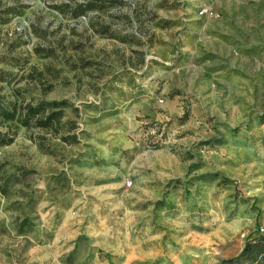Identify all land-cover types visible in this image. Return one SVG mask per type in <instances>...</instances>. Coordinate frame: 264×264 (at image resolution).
Masks as SVG:
<instances>
[{"label":"rangeland","instance_id":"374dc122","mask_svg":"<svg viewBox=\"0 0 264 264\" xmlns=\"http://www.w3.org/2000/svg\"><path fill=\"white\" fill-rule=\"evenodd\" d=\"M0 69L77 137L0 121V264H220L264 230V0H0Z\"/></svg>","mask_w":264,"mask_h":264},{"label":"trees","instance_id":"16d2710c","mask_svg":"<svg viewBox=\"0 0 264 264\" xmlns=\"http://www.w3.org/2000/svg\"><path fill=\"white\" fill-rule=\"evenodd\" d=\"M88 4H79L76 15L86 13L88 8L91 7ZM85 62L84 64H89L88 61ZM5 81H7V73L3 69H0V90ZM67 107H70V103L66 99L60 101L45 99H32L29 101L26 99L9 100L0 91L1 122L15 121L27 128L39 127L48 131H54L57 134H61V138L64 141L72 142L77 137L75 134L68 133V129H66L67 125L73 123V120H64L65 109ZM15 134L14 130H0V144H10L14 140ZM150 142L156 145V142ZM262 258H264V230L261 232L258 229L257 235L246 240L238 255L224 259L220 264H257Z\"/></svg>","mask_w":264,"mask_h":264},{"label":"crops","instance_id":"0c3cea01","mask_svg":"<svg viewBox=\"0 0 264 264\" xmlns=\"http://www.w3.org/2000/svg\"><path fill=\"white\" fill-rule=\"evenodd\" d=\"M207 34L208 35V32L206 31V30H204V34ZM203 34V35H204ZM205 34V35H206ZM214 38H212V39H214V40H216L215 38H216V36H213ZM222 40V39H221ZM215 42H218V41H215ZM212 44V43H211ZM214 44V43H213ZM210 53H212L213 55H215L217 52H216V50H213V51H210V50H208ZM222 53V52H221ZM224 54V53H223ZM227 54V53H226Z\"/></svg>","mask_w":264,"mask_h":264},{"label":"built area","instance_id":"2783aa9c","mask_svg":"<svg viewBox=\"0 0 264 264\" xmlns=\"http://www.w3.org/2000/svg\"><path fill=\"white\" fill-rule=\"evenodd\" d=\"M201 13L204 14V13H206V11L205 10H202Z\"/></svg>","mask_w":264,"mask_h":264}]
</instances>
